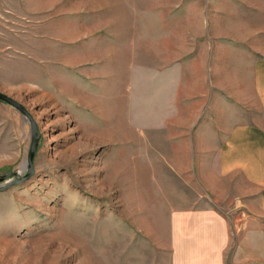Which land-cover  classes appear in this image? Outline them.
<instances>
[{
    "label": "rangeland",
    "instance_id": "1",
    "mask_svg": "<svg viewBox=\"0 0 264 264\" xmlns=\"http://www.w3.org/2000/svg\"><path fill=\"white\" fill-rule=\"evenodd\" d=\"M263 52L264 0H0V93L28 114L0 101V264H169L201 210L229 257L240 203L207 188Z\"/></svg>",
    "mask_w": 264,
    "mask_h": 264
},
{
    "label": "crops",
    "instance_id": "2",
    "mask_svg": "<svg viewBox=\"0 0 264 264\" xmlns=\"http://www.w3.org/2000/svg\"><path fill=\"white\" fill-rule=\"evenodd\" d=\"M244 120L218 146L215 180L207 189L219 200L239 201L246 233L226 257L221 219L206 210L176 214L169 264H264V52L244 67Z\"/></svg>",
    "mask_w": 264,
    "mask_h": 264
},
{
    "label": "water",
    "instance_id": "3",
    "mask_svg": "<svg viewBox=\"0 0 264 264\" xmlns=\"http://www.w3.org/2000/svg\"><path fill=\"white\" fill-rule=\"evenodd\" d=\"M0 101L17 109L22 115H25L26 117H28V114L25 112V110L21 107L20 104L16 103L13 99H11L9 96H6L2 93H0ZM35 145H36V141L34 139V126L32 127V143H31V146H30V149L28 151V155H27V158L25 160V163L23 164L22 168L20 169V173L26 171V170H30L31 171V162H32V157H33V152H34V149H35ZM24 179L22 180H15V181H11V182H8L6 185H5V188L9 187L10 185L12 184H15V183H19V182H22ZM1 190V189H0Z\"/></svg>",
    "mask_w": 264,
    "mask_h": 264
}]
</instances>
